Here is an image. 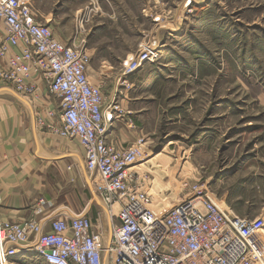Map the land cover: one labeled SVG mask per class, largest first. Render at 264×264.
I'll return each mask as SVG.
<instances>
[{"label": "rangeland", "instance_id": "obj_1", "mask_svg": "<svg viewBox=\"0 0 264 264\" xmlns=\"http://www.w3.org/2000/svg\"><path fill=\"white\" fill-rule=\"evenodd\" d=\"M32 3L39 21L66 40L85 21L81 38L92 66L113 64L123 89L136 85L143 134L126 146L143 140L147 156L138 169L154 201L159 194L174 203L203 189L240 216L264 215V0ZM146 47L155 48L156 60L123 75ZM90 189L94 212H104ZM14 264L46 263L34 251Z\"/></svg>", "mask_w": 264, "mask_h": 264}, {"label": "built area", "instance_id": "obj_2", "mask_svg": "<svg viewBox=\"0 0 264 264\" xmlns=\"http://www.w3.org/2000/svg\"><path fill=\"white\" fill-rule=\"evenodd\" d=\"M84 22L66 40L53 24L39 21L32 0H0V87L33 102L30 80L39 76L60 98L58 113L49 111L60 125L48 127L80 142L84 167L106 210L39 217L41 201L21 222L0 214V264L34 251L46 264H264V215L240 216L203 189L155 209L153 186L138 169L147 156L143 140L123 150L107 142L109 118L114 112L122 118L125 111L116 98L103 109L102 87L88 74L92 54L81 38ZM141 54L123 75L155 53Z\"/></svg>", "mask_w": 264, "mask_h": 264}, {"label": "crops", "instance_id": "obj_3", "mask_svg": "<svg viewBox=\"0 0 264 264\" xmlns=\"http://www.w3.org/2000/svg\"><path fill=\"white\" fill-rule=\"evenodd\" d=\"M114 68L106 61L94 68L91 61L88 74L93 83L102 87L104 110L113 98L125 105L127 111L122 118H117L116 112L109 118L111 127L107 134V142L123 150L143 134V118H137L143 110L138 109L141 103L136 85L123 89L120 72ZM30 82L36 88L33 102L25 100L32 105L31 110L21 105L23 96L0 87V214L11 222H21L31 217L33 208L44 201L39 217L67 210L96 216L98 210L94 212L92 208L94 197H86V185L93 186L89 184L80 142L60 136L48 127L51 123L60 125L58 115L49 114L50 110L58 113L60 98L49 92L41 77L33 76ZM38 116L44 119V125L39 123ZM90 193L92 196L95 192L90 189Z\"/></svg>", "mask_w": 264, "mask_h": 264}, {"label": "bare ground", "instance_id": "obj_4", "mask_svg": "<svg viewBox=\"0 0 264 264\" xmlns=\"http://www.w3.org/2000/svg\"><path fill=\"white\" fill-rule=\"evenodd\" d=\"M155 48L154 47H146L145 49H143L141 52L142 53H146V55H148V56H150V54H152V53H155L154 54V58H151L150 60L151 61H153V60H156V56L158 55V54H156V52H155V50H154ZM142 54H140V56H141ZM158 61V60H157ZM25 98V97H24ZM27 98H25V100H26ZM26 101H29L28 99L26 100ZM30 102V101H29ZM140 165H137V167H139ZM137 167H133V168H137ZM155 182V180L153 181V183ZM152 183V182H151ZM165 187H163V189H164ZM165 190H168V188L166 187L165 188ZM162 192V191H161ZM184 194H180L179 196H181V198H179L178 199V201H180L183 197H185V196H183ZM183 196V197H182ZM157 198L155 199V202H154V207H155V209H161L162 211L164 210V209H167V208H169V207H171V206H173V204H175V203H177V201H175L174 203H173V201H166L167 199H160L159 198V194H157V196H156ZM186 197H190L189 195H187L186 194ZM164 200H165V203H163L164 202Z\"/></svg>", "mask_w": 264, "mask_h": 264}]
</instances>
